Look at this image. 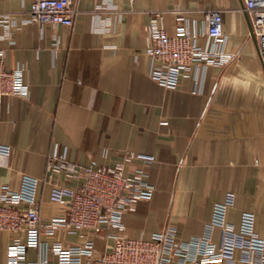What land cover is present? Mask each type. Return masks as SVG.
I'll return each instance as SVG.
<instances>
[{"label": "crops", "instance_id": "1", "mask_svg": "<svg viewBox=\"0 0 264 264\" xmlns=\"http://www.w3.org/2000/svg\"><path fill=\"white\" fill-rule=\"evenodd\" d=\"M29 1L0 0V11L19 22ZM102 1L73 0L70 25L25 22L10 38L0 35L3 67H21L27 84L24 95L1 98L0 142L10 151L0 153V187L16 189L22 173L37 177L38 214L47 218L64 210L49 200L51 184H77L59 172L45 176L53 144L81 165L143 152L152 159L132 160L126 169L142 168L153 191L122 213L125 236L147 238L165 224L176 239L197 235L219 201L234 226L241 210L251 211L253 240L264 245V74L241 0H109L110 8ZM207 8L220 12L231 58L205 65L195 92L190 74L169 87L151 80L143 52L148 10L160 11L168 30L181 13L201 31ZM57 235L81 240L78 233ZM20 236L0 229V263L7 243ZM94 243L100 247L99 238ZM26 257L33 259L35 249L28 247Z\"/></svg>", "mask_w": 264, "mask_h": 264}, {"label": "built area", "instance_id": "2", "mask_svg": "<svg viewBox=\"0 0 264 264\" xmlns=\"http://www.w3.org/2000/svg\"><path fill=\"white\" fill-rule=\"evenodd\" d=\"M100 6L114 5L104 0ZM241 7L264 74V0H241ZM75 12L73 0H30L19 22L9 12L0 11V35L10 38L18 23L70 25ZM204 21V28L195 30L178 13L168 30L160 23V11L148 10L143 52L148 57L147 76L151 80L169 87L190 74L191 91L195 92L199 71L205 65L224 64L231 58L223 49L225 35L219 10L207 8ZM199 35L204 37L203 43L197 41ZM2 55L0 48V102L3 96L27 91L21 67L5 69ZM9 151L10 146L0 142V153ZM135 159L147 162L152 155L126 150L112 164L81 165L68 160L64 150L58 152L53 144L45 157V176L59 172L76 179L77 184H51L49 200L64 210L47 218L38 214L37 177L22 173L16 189L1 185L0 229L19 231L21 236L7 243L5 260L0 264H264V245L253 240V213L241 210L234 226L225 218V202H213L201 232L186 239L175 238L172 224L151 231L147 238L125 236L122 213L153 191L142 168L126 169ZM214 229L218 230L217 241L212 239ZM57 232L78 233L81 240L64 242ZM95 238L100 239V247L95 246ZM28 247L35 249L33 259L26 257Z\"/></svg>", "mask_w": 264, "mask_h": 264}]
</instances>
